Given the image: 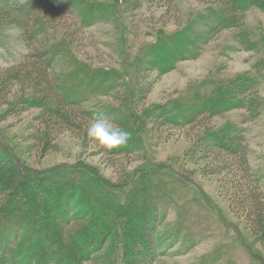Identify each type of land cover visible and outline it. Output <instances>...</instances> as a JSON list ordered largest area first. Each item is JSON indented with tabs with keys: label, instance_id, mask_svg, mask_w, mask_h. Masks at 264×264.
Returning a JSON list of instances; mask_svg holds the SVG:
<instances>
[{
	"label": "rangeland",
	"instance_id": "rangeland-1",
	"mask_svg": "<svg viewBox=\"0 0 264 264\" xmlns=\"http://www.w3.org/2000/svg\"><path fill=\"white\" fill-rule=\"evenodd\" d=\"M216 1L55 0L40 13L46 43H60L68 50L84 77L97 68L118 73V80L110 81L113 85L109 91L104 87L91 89L90 82L82 80L81 90L89 97L83 105L91 110L127 108L142 146L128 156H114L112 166L106 154L100 153L101 146L84 144L76 134L64 131L44 152L43 144L33 138L39 128L35 119L39 109L31 108L5 119L0 117V159L6 152L30 178L60 168L58 171L62 169L82 190L83 186L91 190L88 176L99 183L94 193L102 196L103 189L110 193L118 209L102 214L108 220L107 236L96 232L105 241L98 254L105 252L107 264H126L131 237L124 228L128 213L125 218L121 211L129 206L128 194L135 195L137 204H145L142 210L149 217L146 223L153 222L157 227L159 252L154 264H264V232L249 224L253 223L252 216L245 220L247 208L241 206L243 194L252 192L264 208V11L248 4L243 28L213 32L195 58L190 57L195 55L192 53L176 59L165 73L155 67L136 72L139 61L164 58L170 49L165 46L170 37L184 40L181 30L194 17L202 19L206 8ZM81 2L105 14L83 24L76 14ZM196 26L203 27L202 21ZM241 31L247 35L245 44L239 42ZM15 35L12 29L4 33L1 65L17 64L18 55L28 51L20 47ZM185 42L179 45L181 53ZM239 76L256 81L240 96L244 106L234 103L215 116L199 119L192 127L161 125V120L149 116L156 104L188 102L193 97L215 99L220 84L226 86ZM3 110L0 106V113ZM199 124L215 129L237 127L247 154L246 169L235 160L223 166L212 152L209 163L207 159L198 160L202 153L192 154L190 150L203 131L195 134ZM218 169L221 174H210ZM88 202L97 209L91 199ZM65 205L62 201L60 208ZM26 229L21 231V238ZM44 229L49 239L56 241L49 234V226Z\"/></svg>",
	"mask_w": 264,
	"mask_h": 264
},
{
	"label": "trees",
	"instance_id": "trees-1",
	"mask_svg": "<svg viewBox=\"0 0 264 264\" xmlns=\"http://www.w3.org/2000/svg\"><path fill=\"white\" fill-rule=\"evenodd\" d=\"M54 1L0 0V45L3 44L5 31L12 29L17 33L15 36L20 47L28 50L27 53L18 55L17 64H0V106H4L0 117L5 119L19 112L38 108L35 119L39 122V128L37 133L33 132V138L43 144V151L46 152L53 139L64 131L76 134L84 144L91 142L101 146L87 135L86 129L92 119L103 115L130 133L127 143L122 146L110 150L101 146L100 153L106 154L108 163L113 166L114 156H128L136 152L138 146H142L133 130L130 113L127 108L126 111L86 108L83 104L89 97L81 90L80 83L82 80L89 81L91 89L104 87L109 91V87L113 85L111 82H116L119 75L113 69L97 68L86 78V74L78 70L77 62L68 50L60 43H46V31L40 13ZM250 3L264 11V0H217L215 5L206 8L202 19L194 17V21L181 30L184 40L170 37L165 44L170 49L166 52L162 49L165 52L164 58H155L152 62L139 61L136 72L141 73L142 69L155 67L160 73H165L169 64L176 59H183L192 53L195 55L190 57L195 58L197 50L210 39L213 32L243 28L246 8ZM76 14L83 24H90L101 19L105 13L93 10L92 5L81 2ZM200 21L203 27L198 29L196 25ZM243 31L239 34V42L245 44L247 35ZM183 41L186 44L181 53L179 45L184 44ZM165 59L166 63L160 62ZM255 83L251 77H235L228 85L220 84L217 87L215 99L193 97L188 102L182 100L171 104H156L149 110V116L155 121L161 120V125L192 127L199 119L215 116L232 108L234 103L244 106L240 96ZM249 103L254 104V101ZM197 126L196 135L201 129L203 131L199 138L197 135V141H194L190 151L192 154L196 151L202 153L198 160L207 159L209 163L212 152L218 156V162L223 166L229 160H235L240 167L246 169L247 154L237 127L226 125L215 129L206 128L205 124ZM5 155L0 159V264H82L86 261L107 264L105 252L101 255L98 253L105 244L104 236L110 231L108 220L102 214L104 210L106 212L111 209L112 213L114 209H118L116 200H111L112 195L105 193L104 189L103 197L94 193L92 190L99 183L88 176V187L91 190L85 186V190H82L70 177H66L68 174L63 173L62 169L59 172L60 168L43 171L30 178L25 169L14 159L7 157L6 152ZM204 168L203 164L202 169ZM210 172L221 174V169ZM46 176L49 180H46ZM35 178L38 180L34 181ZM139 189L137 188L138 194ZM64 193L65 199H59ZM128 195L130 201L126 199L127 202H122H130L129 206L121 211L125 218L128 213V223L125 222L124 228L131 237L126 264H154L159 252L157 227L153 222L146 223L149 217L146 218L144 215L147 212L142 210L146 207L145 204H137L135 195ZM254 195L252 192L243 194L241 206L247 208V213L243 216L246 221L248 216H252L253 223L249 224L257 230L262 229L263 233L264 208L259 206L260 200ZM88 199H91L97 209H92L94 206H90ZM62 201L66 204L63 210L60 208ZM47 226L50 236L56 241H51L47 236L44 229ZM25 228L26 234L21 238L20 233ZM12 231L14 234H11ZM96 232L102 233L103 238ZM57 251H61V255Z\"/></svg>",
	"mask_w": 264,
	"mask_h": 264
},
{
	"label": "clouds",
	"instance_id": "clouds-1",
	"mask_svg": "<svg viewBox=\"0 0 264 264\" xmlns=\"http://www.w3.org/2000/svg\"><path fill=\"white\" fill-rule=\"evenodd\" d=\"M86 132L90 138L109 150L126 144L130 136L127 130L116 126L103 115L92 119Z\"/></svg>",
	"mask_w": 264,
	"mask_h": 264
}]
</instances>
